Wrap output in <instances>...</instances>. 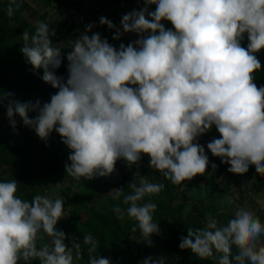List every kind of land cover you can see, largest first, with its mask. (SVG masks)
<instances>
[{
    "label": "clouds",
    "instance_id": "clouds-1",
    "mask_svg": "<svg viewBox=\"0 0 264 264\" xmlns=\"http://www.w3.org/2000/svg\"><path fill=\"white\" fill-rule=\"evenodd\" d=\"M20 7L21 0H9L7 14ZM99 23L115 29L114 40L123 33L138 38L117 48L88 24L79 38L64 45L71 51L62 55L47 22L37 21L32 33L23 31L20 52L57 91L44 103L11 99L12 93L0 97L9 98L6 116L13 130L19 116L42 140L58 133L70 150L66 174L76 179L106 177L118 160L132 166L146 154L149 166L173 184L190 181L209 165L198 138L213 127L219 137L207 149L229 165V172L245 168L250 160L264 172V80L255 79L261 65L256 54L264 48V0H144V7L122 16L120 28L103 16ZM245 35L246 47L241 44ZM64 57L66 78L56 72ZM164 187L141 177L123 197L127 208L113 209L118 219H134L132 231L139 229L149 245L160 228L152 218L157 205L144 198ZM110 192L119 199L122 189ZM66 215L61 198L37 194L22 199L15 179L0 180V264H31L34 259L75 264L81 244L73 240L69 246L65 233L56 229ZM44 234L51 243L38 247ZM261 236L264 222L241 202L219 224L209 216L204 227L188 228L178 246L201 259L216 250L222 264H264ZM83 244L89 252L96 249L91 234L84 235ZM88 264L111 261L90 256ZM140 264L165 261L148 256Z\"/></svg>",
    "mask_w": 264,
    "mask_h": 264
},
{
    "label": "rangeland",
    "instance_id": "rangeland-1",
    "mask_svg": "<svg viewBox=\"0 0 264 264\" xmlns=\"http://www.w3.org/2000/svg\"><path fill=\"white\" fill-rule=\"evenodd\" d=\"M25 4L24 17L29 24V33L35 31L37 21H44L49 24L50 30L55 29V35L50 36L54 44L62 47V55L71 51L70 48L64 47L69 41L79 38L80 34L85 30V26L92 24V32H97L102 38H107L110 44L119 47L120 43L127 45L129 42H134L138 37L135 33H123L119 40H114L113 35L115 29H109L106 25L99 23L101 16L109 19L116 28H120V21L124 14L131 12L133 9L139 10L144 7V0H21ZM155 5H150L149 10L154 11ZM166 28H171L172 25L163 21ZM91 35V32L89 33ZM2 40V41H1ZM22 42V34H15L10 38H0V61L6 59V48H12L11 42ZM67 60L62 58L61 66L56 70L57 75L67 76ZM5 69L11 66H4ZM57 89L47 85L41 89V103L48 102L50 96ZM6 124L0 130V139L6 147L20 144L29 139L34 133V130L23 125L19 116L15 117L16 129L13 130L4 112ZM219 133L213 127L209 132L198 138V142L205 147V152L209 158V165L204 174L196 175L190 181H185L176 189L177 198L172 203L175 207L178 204L183 205L182 215L192 214L197 210L202 211L201 225L205 226L209 216L217 220V223L223 222L228 214L233 210L236 203H247L250 205L256 215L264 222V172H260L256 167L252 170L248 165L243 169H237L235 172H229V165L221 163L220 158L215 157L207 149V143L213 138H218ZM70 150L63 144L59 155L58 163L59 170L53 177L50 183H40L41 193L37 190L36 194L47 195L51 199L61 198L64 204V210L67 215L61 218L60 221H65L68 218L69 201L79 203L81 206L92 205L99 208L105 205L104 198L107 197L114 187L109 189L107 185L118 184L119 189H122L121 194H131L133 191L130 188L132 183L139 185L141 177H146L150 182H158L166 180L170 183V179L165 178L156 169L149 166L150 157L142 154L140 161L137 164L129 166L127 162L120 159L115 164L113 173L106 177H96L91 180L84 178L76 179L66 174L65 164L69 163L68 156ZM251 161V160H250ZM249 161V162H250ZM216 167L213 168L212 164ZM227 165V166H226ZM220 171V172H219ZM127 175V177H124ZM214 185L221 191V196L217 200L213 197L216 195L210 192V188ZM126 189V190H125ZM152 200V196H146L144 201ZM144 201H141L143 203ZM200 207H208L207 210ZM126 223L135 221L132 218L125 216ZM49 236L44 234L39 237L37 244L49 240ZM260 242L264 244V236L260 237ZM125 246H129L135 253L140 252V238L136 232L132 231L129 240H123ZM159 258H163L165 264H177L174 254L168 251L158 253Z\"/></svg>",
    "mask_w": 264,
    "mask_h": 264
},
{
    "label": "trees",
    "instance_id": "trees-1",
    "mask_svg": "<svg viewBox=\"0 0 264 264\" xmlns=\"http://www.w3.org/2000/svg\"><path fill=\"white\" fill-rule=\"evenodd\" d=\"M44 1L48 3V0ZM8 4L9 0H0V38H10L29 29V24L24 17L25 4L21 1V7L14 8L11 16L7 14ZM247 43L245 35L241 44L246 47ZM11 44L12 48L5 47L6 59L0 61V97L6 93H12L11 99L33 102L39 99L41 101V89L48 85L41 79L43 70L34 71L32 66L26 62L20 52L23 44L21 41L11 42ZM256 55L261 59V65L255 73V79L264 80V48ZM4 66L11 67L5 69ZM8 99L5 97L0 101V130L6 124L4 112ZM34 115L35 113H29L30 118ZM62 146L61 137L55 131L50 134L47 140L39 138L34 131L29 139L10 147H6L0 139V180L15 179L17 195L22 199L31 200L36 191L40 190V183H50L59 170L58 155ZM254 167L253 161H250L249 169L252 170ZM184 182L173 184L171 180L170 183L164 180L161 182L165 186L164 189L160 193L152 195L151 201L157 205L152 218L159 225L160 231L158 234L154 233L150 236L151 244L149 245L140 237L139 229H137L135 232L140 238V252L138 253L123 244V240H129L136 221L126 223L125 217L123 220L118 219L117 214L113 211L117 205L121 209L127 208L123 202V197L127 194H121L119 199H116L114 193H110L104 198L105 205L98 209L92 205L85 207L73 200L69 201L68 218L65 221H60L56 225V229L65 233V243L69 246L73 240L81 244V258L79 260L74 258L75 264H88L90 256L108 258L111 264H140V261L148 256L154 259L159 258L158 253L161 251L173 253L177 264H222L215 254L216 250L212 257L201 259L190 250H182L178 246L181 237L187 236L188 228L202 227L200 221L202 211L200 209L183 216V205L172 206L177 198L176 189ZM107 187L109 189L119 188L118 184H110ZM218 190L223 191L216 185L210 188V192L216 194L213 197L214 200L221 196L222 192ZM39 192L41 193V191ZM200 208L207 210L208 207ZM85 234H91L96 241V249L92 252H89V245L83 244ZM45 243L50 244L51 237L37 246ZM232 247H238L236 241H232ZM31 264H39V261L34 259Z\"/></svg>",
    "mask_w": 264,
    "mask_h": 264
}]
</instances>
